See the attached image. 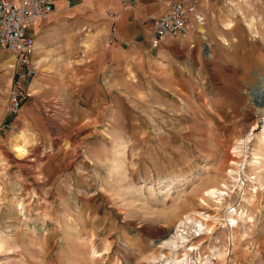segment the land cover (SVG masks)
<instances>
[{
    "label": "rangeland",
    "instance_id": "obj_1",
    "mask_svg": "<svg viewBox=\"0 0 264 264\" xmlns=\"http://www.w3.org/2000/svg\"><path fill=\"white\" fill-rule=\"evenodd\" d=\"M197 11L156 45L110 42L108 17L77 14L57 56L34 59L15 113L0 47V264H153L169 229L202 213L214 230L193 229L182 257L264 264V98L249 95L264 77V0Z\"/></svg>",
    "mask_w": 264,
    "mask_h": 264
},
{
    "label": "built area",
    "instance_id": "obj_2",
    "mask_svg": "<svg viewBox=\"0 0 264 264\" xmlns=\"http://www.w3.org/2000/svg\"><path fill=\"white\" fill-rule=\"evenodd\" d=\"M122 7L130 6L134 0H119ZM54 0H0V42L8 50L11 59L8 67L13 71L8 91V112L15 113L21 107L30 79L37 66L30 61L33 39L26 35V27L38 19H45L53 12ZM199 0H175L170 10L162 15H150L143 19L149 25L152 44L164 37L185 34L189 20H203L198 13ZM201 16H200V15ZM117 12L107 11V17L114 19ZM110 41V40H109Z\"/></svg>",
    "mask_w": 264,
    "mask_h": 264
},
{
    "label": "crops",
    "instance_id": "obj_3",
    "mask_svg": "<svg viewBox=\"0 0 264 264\" xmlns=\"http://www.w3.org/2000/svg\"><path fill=\"white\" fill-rule=\"evenodd\" d=\"M174 1L134 0L130 6L122 7L119 0H54L53 12L49 17L38 19L26 27V35L33 39V49L29 53L30 61L36 65L35 58L45 60V58L50 59L57 56L52 55L53 48H55L53 42L60 41L59 38L66 31L73 33L77 14H84L87 19H94L96 17L107 18L108 10L116 11V18L108 17L114 23V34L109 39L110 42L145 43L150 39L152 43L149 25L143 23V19L150 15L166 14ZM69 18H74V20L70 22ZM0 47L7 50L1 42ZM10 59L11 56L9 61Z\"/></svg>",
    "mask_w": 264,
    "mask_h": 264
},
{
    "label": "bare ground",
    "instance_id": "obj_4",
    "mask_svg": "<svg viewBox=\"0 0 264 264\" xmlns=\"http://www.w3.org/2000/svg\"><path fill=\"white\" fill-rule=\"evenodd\" d=\"M249 95L252 101L259 98L261 99L264 98V77H261V81L257 88H252V90L249 91ZM250 165H253L256 168L263 167L262 162L260 160H256L255 162H252V164ZM254 179H257L258 181L261 182V177H255ZM222 194L223 192L215 187L208 189L205 193V195L209 199L216 200L218 202H221L224 199ZM202 200L205 202L204 199ZM227 213L229 214L227 216L228 225L231 227H238L239 219H242L241 216L243 215L239 216L240 213L238 214L237 209H232V210L229 209ZM200 216L202 217V219H199L193 214H187L186 216L180 218L174 224V226L172 225L173 227L169 229V234L165 238L160 240V242L157 244V247L161 248V251H163V249H169V254H164L163 252H161L159 255L153 254L150 257L152 263L153 264H187V263L191 264L188 258L189 257L188 254L186 253L185 257H182L180 255V250L188 246L189 237L190 235H192L191 233L193 229L198 232L199 236L204 234L203 233L204 230L207 231V233H212V231L214 230V225L205 222L206 220H208L207 217L203 213L200 214ZM4 245H5V238L0 237V247H4ZM216 253L217 252H214L213 255H216ZM205 260L202 259L201 264H214L213 258L212 259L208 258L207 261ZM194 264H198V263L196 262Z\"/></svg>",
    "mask_w": 264,
    "mask_h": 264
}]
</instances>
